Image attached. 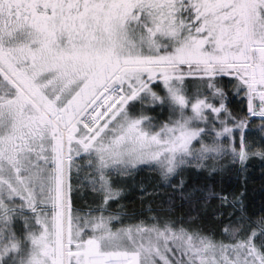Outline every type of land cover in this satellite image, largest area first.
<instances>
[{"label":"snow or ice","instance_id":"snow-or-ice-1","mask_svg":"<svg viewBox=\"0 0 264 264\" xmlns=\"http://www.w3.org/2000/svg\"><path fill=\"white\" fill-rule=\"evenodd\" d=\"M257 160L264 0H0V264H264Z\"/></svg>","mask_w":264,"mask_h":264},{"label":"trees","instance_id":"trees-1","mask_svg":"<svg viewBox=\"0 0 264 264\" xmlns=\"http://www.w3.org/2000/svg\"><path fill=\"white\" fill-rule=\"evenodd\" d=\"M261 163L259 160L254 162V166L249 169L250 177L247 186V197L251 206L259 209L260 205L264 203V177L261 176L262 170ZM235 177H225L227 183H234ZM133 201L136 200V195L134 193L129 194Z\"/></svg>","mask_w":264,"mask_h":264}]
</instances>
